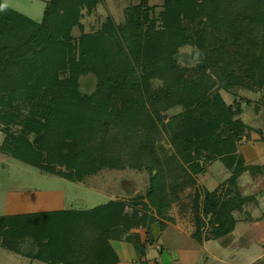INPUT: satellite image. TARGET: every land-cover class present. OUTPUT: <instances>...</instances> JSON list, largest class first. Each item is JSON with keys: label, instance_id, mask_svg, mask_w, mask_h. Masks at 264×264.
Listing matches in <instances>:
<instances>
[{"label": "trees", "instance_id": "trees-1", "mask_svg": "<svg viewBox=\"0 0 264 264\" xmlns=\"http://www.w3.org/2000/svg\"><path fill=\"white\" fill-rule=\"evenodd\" d=\"M103 2L52 0L38 24L0 0V154L77 183L124 164L151 176L147 194L131 202L0 218L1 246L32 261L120 264L112 243L125 242L149 264L153 227L164 229L172 207L217 161L232 177L224 194L196 192L193 238L202 243L210 228L208 240L222 239L253 199L243 198L239 180L264 176V166L249 167L240 154L257 131L222 95L264 91V0H165L160 13L145 3L127 10L125 25L109 18L76 40L85 12ZM186 47L199 54L195 67L180 63ZM174 110L181 112L169 116Z\"/></svg>", "mask_w": 264, "mask_h": 264}, {"label": "rangeland", "instance_id": "rangeland-1", "mask_svg": "<svg viewBox=\"0 0 264 264\" xmlns=\"http://www.w3.org/2000/svg\"><path fill=\"white\" fill-rule=\"evenodd\" d=\"M4 6L20 13L21 15L41 24L45 17L49 2L52 0H2ZM148 3L152 8L157 9L160 13L165 4V0H104L92 14L85 12L83 19L84 31L76 29L74 38L80 40L82 35L97 32L107 24L109 18H113L118 26L126 24V12L129 8ZM198 52L194 48L186 47L181 50L179 57L180 63L184 67L192 68L198 63ZM87 81L84 82V91H87ZM163 84L157 82L154 89L159 91ZM93 91V89H92ZM222 95L228 105L239 103L244 111L243 121L257 133H248L242 147H252L253 140L260 141L264 138V91L254 93L245 89H236L233 92L222 91ZM248 102V104H247ZM181 110H174L168 113L169 116L179 114ZM262 134H258V132ZM4 139V137H3ZM3 139L0 143L3 142ZM31 141L36 144V138L31 137ZM258 143V142H257ZM163 145L170 151L172 149L168 140ZM259 144H255L257 146ZM173 150V149H172ZM39 168L21 161L8 158L0 154V218L7 217L11 214V205H7L8 195L14 197L20 194H28L43 199H49L52 195H58V199L63 200V209L66 211H91L96 208L108 205L112 202L134 201L139 196H145L150 189L151 176L145 170L133 169L124 164L118 170L105 169L86 178L83 183L71 182L62 179L56 175L46 172V165L40 163ZM60 171L66 176H71L72 170L67 165H61ZM209 174L206 179L203 177ZM207 173L203 177H197V188L187 190L181 198L180 204H175L170 215L181 214L188 219L195 227L198 221L195 210L196 192L202 190V185H208L224 181L230 174L221 162L217 161L207 166ZM89 179V180H88ZM88 180V181H87ZM244 183L248 181V177H244ZM200 182V183H199ZM227 183V182H226ZM210 190L212 187L208 186ZM227 190V185L225 186ZM249 195L254 193L247 192ZM264 196V194L262 195ZM47 197V198H46ZM14 199V198H13ZM57 201V200H56ZM147 202V201H146ZM161 225V224H160ZM159 225V227H160ZM209 225V223H207ZM156 226V225H155ZM161 230H163L160 227ZM210 230V228H208ZM172 242H179V237H172ZM167 238L164 237L161 244L166 243ZM158 239L154 238V243ZM163 242V243H162ZM0 264H24L28 261L11 252L0 248ZM27 264V262H25Z\"/></svg>", "mask_w": 264, "mask_h": 264}, {"label": "crops", "instance_id": "crops-1", "mask_svg": "<svg viewBox=\"0 0 264 264\" xmlns=\"http://www.w3.org/2000/svg\"><path fill=\"white\" fill-rule=\"evenodd\" d=\"M2 139L3 135L0 131V141ZM252 142L254 143L252 147L250 144L249 148L241 147L240 154L245 158L249 167H263L264 141L260 139V141L253 140ZM255 144L259 145L255 146ZM227 172L230 174V177L221 182H219L221 180L219 178L215 183L202 185L204 187L202 190L211 193L221 191V194H224L227 191L225 190L226 182L232 177L231 172L228 170ZM208 175L207 173L206 176L201 177L206 179ZM245 176L248 177V181L244 183ZM208 186L212 187V190ZM239 188L244 199H253L247 203L244 202L242 210L234 214L237 224L232 234L219 240L212 238L208 240L207 234L209 230L206 229L204 240L202 243H199L193 238L196 227L181 214H172L170 215L171 221H164L165 226L163 230L160 229L159 225L153 227V237L156 240L158 239V241L147 246V258L144 261H148L149 264H263L264 196L262 195L264 194V176L259 174L252 175L249 172L239 180ZM248 191L254 194L249 195L247 194ZM57 196L54 194L49 199H43L42 197L39 198L28 194H20L15 197L8 195L7 205H11L12 207L10 210L11 214L8 216L64 211L63 200L62 198L58 199ZM137 233L141 235L143 244H146V232L137 231ZM176 235L179 237L178 243L172 242V237ZM164 237L167 240L163 245L161 244V240L163 241ZM112 246L120 258V264H140L138 255L132 245L125 242H113ZM0 248H3L1 246V239ZM21 258L28 260L25 261L27 264H47L32 261L24 257ZM0 261L4 260L0 258ZM25 262L23 263L26 264Z\"/></svg>", "mask_w": 264, "mask_h": 264}, {"label": "built area", "instance_id": "built-area-1", "mask_svg": "<svg viewBox=\"0 0 264 264\" xmlns=\"http://www.w3.org/2000/svg\"><path fill=\"white\" fill-rule=\"evenodd\" d=\"M264 264V263H263Z\"/></svg>", "mask_w": 264, "mask_h": 264}]
</instances>
